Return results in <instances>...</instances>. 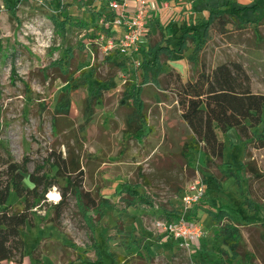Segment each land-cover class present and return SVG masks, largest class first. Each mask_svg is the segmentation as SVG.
Listing matches in <instances>:
<instances>
[{"label":"rangeland","instance_id":"rangeland-1","mask_svg":"<svg viewBox=\"0 0 264 264\" xmlns=\"http://www.w3.org/2000/svg\"><path fill=\"white\" fill-rule=\"evenodd\" d=\"M162 2L148 0L154 9ZM165 2L171 10L153 12L142 47L173 45L187 27H195L194 37L204 39V45L197 66L189 60L195 42L188 40L183 58H160L157 85H142L140 68L104 53L95 43L104 42L98 34L107 14L98 0H0V182L6 179L10 161L6 149L11 161L26 159L29 172L41 166L39 173L49 175L56 171L57 157L71 153L78 155L80 173L68 177L96 202H105L101 218L99 211L91 209L84 218L67 192L66 178H58L21 231V260L6 264H36L35 256L42 264H211L228 252L222 232L227 223L237 227L245 249L253 254L252 263L264 264V147L241 141L234 129L224 134L216 129L224 144L223 158L206 164L202 151L190 150L189 168L183 148L193 135L181 118L180 106L183 85L194 82L202 71L209 74L220 63H239L249 76L251 91L264 95V50L257 46L264 45V0ZM233 3L247 6L242 15L246 26L227 24L222 31L217 22L203 36L208 11L228 9ZM66 45L74 52L70 82L53 64ZM144 53L151 59V54ZM139 85L144 89L145 121L137 136L125 142L126 122L135 119L136 113L131 102L122 99ZM61 94L70 98L71 123L66 130L61 122L57 133L52 119ZM262 128L264 122L254 130ZM248 159L255 163L260 178L243 170ZM195 179L203 182L205 194L199 204L186 207L183 190ZM23 185L32 187L26 176ZM62 191L66 192L64 209L55 222L51 206ZM17 201L12 193L7 203ZM218 207L229 211L231 222L210 218L208 211ZM178 213L206 231L207 238L195 251L179 247L173 239L163 240L154 227L157 219ZM245 249L241 246L238 251Z\"/></svg>","mask_w":264,"mask_h":264},{"label":"trees","instance_id":"trees-1","mask_svg":"<svg viewBox=\"0 0 264 264\" xmlns=\"http://www.w3.org/2000/svg\"><path fill=\"white\" fill-rule=\"evenodd\" d=\"M246 9L247 6L233 3L228 9L210 10L203 26V36H207L208 26L217 22L222 31L227 24H233L237 28L245 27L248 21L244 20L242 15ZM53 21L57 23L55 18ZM61 24L65 27V19L62 20ZM188 28L192 27H187V29L185 28L181 31L173 45L163 43L148 47L151 59L144 61L139 67L142 85L149 82L157 85L161 68L160 58L165 57L168 60L183 58L184 51L188 49V40L195 42L189 60L193 65H198L199 52L204 45V39L197 40L193 33L195 27L193 29ZM257 46L259 49L264 50V45H260V42ZM73 57V49L66 45L59 59L53 63L56 65L60 76L65 77V82H70L74 74L72 69ZM101 88L107 87L102 85ZM143 90L141 85L132 86L125 93V99H122L126 104L131 102L136 113L135 119H128L126 122V127L123 131V135L126 137L123 138L125 142L136 137L137 133L143 128V122L145 121V105L141 101ZM182 96L183 98L180 100L181 118L193 135L192 141L186 143L183 148L187 167H191L188 155L190 150L202 151L205 155L206 164L223 158L224 144L218 139L216 129L223 134L230 129H234L241 141H251L256 147H264V128L260 132L254 130L264 122V117H262L264 95L255 94L251 91L249 76L239 63H220L209 74H205L202 71L194 82H187L183 85ZM70 103L68 95L61 94L59 96L55 107V115L52 119L54 132H59L61 122V126L64 125L65 129L69 130L68 127L71 123L68 118ZM5 151L10 161L5 170L6 179L0 182V262H19L21 260L24 252V241L21 231L25 225L29 224L33 208H41L43 206V201L46 200L45 194L56 184L58 178H66V184L70 186V190L67 192H70L75 198L78 210L84 218H86L90 209L99 211L98 219L102 217V209L105 206V202H96L87 191L80 189L75 180H71V177H68L70 174L76 175L80 173L78 155L74 156L68 153L67 157L63 159L58 156V160L53 163L56 171L53 175H49L46 172L39 173L43 168L41 166H37L33 172H29L26 159H23L21 163L13 162L11 161V154L7 149ZM246 156L249 157L247 152ZM243 170L255 178L261 177L255 163L251 159L243 163ZM230 175L227 174L225 177ZM25 176L32 187L29 188L23 185ZM238 180L240 181L239 178ZM241 187L240 182V189ZM12 193L15 194L18 201L13 205H9L7 202ZM65 197L66 192L62 191L60 200L51 206L54 212L52 220L54 219L55 222L60 218L64 209ZM208 215L217 223L223 220L229 222L232 220L229 211L222 207L209 210ZM87 219L90 218L88 217ZM186 219L190 218L186 217ZM223 226V244L227 246L229 253L227 251L223 252L222 255L225 254L224 259L218 258L212 261L211 264H231L237 255L241 256L237 264H253V254L245 249L237 227L230 223ZM241 246L245 250L239 252L238 248ZM228 254H230V259H228ZM98 256L100 257L99 252ZM226 258L228 262H225ZM35 260L36 264H42L38 256H35ZM121 260L123 261L124 259L122 258ZM95 264H100V261ZM123 264L125 263L123 262Z\"/></svg>","mask_w":264,"mask_h":264},{"label":"built area","instance_id":"built-area-1","mask_svg":"<svg viewBox=\"0 0 264 264\" xmlns=\"http://www.w3.org/2000/svg\"><path fill=\"white\" fill-rule=\"evenodd\" d=\"M107 9V14L100 22L101 32L99 41L102 51L106 54L118 55L120 60L128 62L134 69H139L150 56L141 55L149 51L143 48L142 43L150 18V6L148 0H98ZM168 3L157 7L156 11L168 9ZM145 54V53H144ZM145 57L146 59H144ZM205 187L199 179L189 181L183 190L182 200L186 207L197 205L203 199ZM156 231L163 235L164 239L170 238L176 241L179 247L195 251L200 241L207 238L202 225L193 219H186L181 213L177 216L157 219L154 223Z\"/></svg>","mask_w":264,"mask_h":264},{"label":"crops","instance_id":"crops-1","mask_svg":"<svg viewBox=\"0 0 264 264\" xmlns=\"http://www.w3.org/2000/svg\"><path fill=\"white\" fill-rule=\"evenodd\" d=\"M162 3H168V2H165V0H163V2ZM178 4V3H177ZM169 5V4H168ZM165 10H167V9H165ZM168 10H171V9H169L168 8ZM154 11H156V9H154V8H151V10H150V17L152 16V15H154ZM161 11H163V10H161ZM210 11V10H209ZM208 11V12H209ZM158 11H156V13H157ZM159 13V12H158ZM150 19V18H149ZM151 19H154V17H151ZM147 26H148V23H147ZM143 45V44H142ZM144 46V45H143ZM198 214H199V210H198ZM7 263V261H3V262H0V264H6Z\"/></svg>","mask_w":264,"mask_h":264},{"label":"clouds","instance_id":"clouds-1","mask_svg":"<svg viewBox=\"0 0 264 264\" xmlns=\"http://www.w3.org/2000/svg\"><path fill=\"white\" fill-rule=\"evenodd\" d=\"M52 198H53V199H57V200L59 199V197H58V196H53Z\"/></svg>","mask_w":264,"mask_h":264}]
</instances>
